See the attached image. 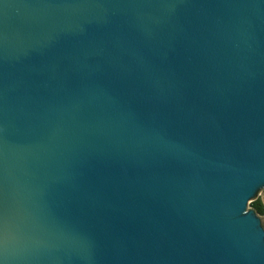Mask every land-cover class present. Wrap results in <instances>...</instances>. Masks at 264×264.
Returning a JSON list of instances; mask_svg holds the SVG:
<instances>
[{"label":"water","instance_id":"1","mask_svg":"<svg viewBox=\"0 0 264 264\" xmlns=\"http://www.w3.org/2000/svg\"><path fill=\"white\" fill-rule=\"evenodd\" d=\"M264 0H0V264H264Z\"/></svg>","mask_w":264,"mask_h":264},{"label":"rangeland","instance_id":"2","mask_svg":"<svg viewBox=\"0 0 264 264\" xmlns=\"http://www.w3.org/2000/svg\"><path fill=\"white\" fill-rule=\"evenodd\" d=\"M258 198L264 204V186L263 187H260L256 191L255 195L253 196V199H251L250 202L247 204V208L248 209H253V207H252V201L255 200V199H258ZM258 215H259V218H260L261 225H262V227L264 229V213H262V214H259L258 213Z\"/></svg>","mask_w":264,"mask_h":264},{"label":"trees","instance_id":"3","mask_svg":"<svg viewBox=\"0 0 264 264\" xmlns=\"http://www.w3.org/2000/svg\"><path fill=\"white\" fill-rule=\"evenodd\" d=\"M252 207L256 213L259 214L264 213V204L261 202L259 198L252 201Z\"/></svg>","mask_w":264,"mask_h":264}]
</instances>
